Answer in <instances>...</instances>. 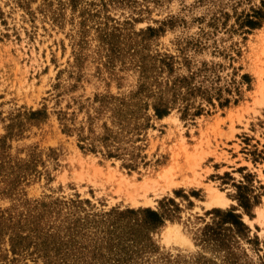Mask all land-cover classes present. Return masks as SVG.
Masks as SVG:
<instances>
[{"label":"rangeland","instance_id":"1","mask_svg":"<svg viewBox=\"0 0 264 264\" xmlns=\"http://www.w3.org/2000/svg\"><path fill=\"white\" fill-rule=\"evenodd\" d=\"M0 264H264V0H0Z\"/></svg>","mask_w":264,"mask_h":264},{"label":"bare ground","instance_id":"2","mask_svg":"<svg viewBox=\"0 0 264 264\" xmlns=\"http://www.w3.org/2000/svg\"><path fill=\"white\" fill-rule=\"evenodd\" d=\"M191 167V166H189ZM192 168V167H191ZM160 179H162L167 185H172L175 184V180L173 179V172H172V168L166 169L164 171V173L161 174V176L159 177ZM152 183H155V185L157 183H159V180H150L149 182H145L144 184L148 187V189H153L154 187H152ZM126 184V182H125ZM140 188V187H139ZM211 189V188H209ZM149 191V190H148ZM211 201L209 202V206L210 208L212 206H216V207H226L229 205L230 203V199H228L227 197H225V194L223 192H220L216 189H212L211 190ZM149 202V201H147ZM173 226V225H172ZM167 239L170 241L173 239H178L181 241H186V238L180 233V231L177 229L176 226L170 227L167 229Z\"/></svg>","mask_w":264,"mask_h":264},{"label":"trees","instance_id":"3","mask_svg":"<svg viewBox=\"0 0 264 264\" xmlns=\"http://www.w3.org/2000/svg\"><path fill=\"white\" fill-rule=\"evenodd\" d=\"M251 24H252V25H256V22H253V21L251 20ZM156 112H157V115L160 116V117H162V116H164V115L167 114L166 111H165V112H164V111H159L158 109L156 110ZM229 214L233 216V218H234V223H235L236 225H243V226H245L244 223H242V221L238 220V217L236 218V216H234V214H232V213H229ZM149 216H150V218H151L152 220H154V223H159V222H161V221H160V217L158 216V214H157L156 212H154V211H149Z\"/></svg>","mask_w":264,"mask_h":264}]
</instances>
